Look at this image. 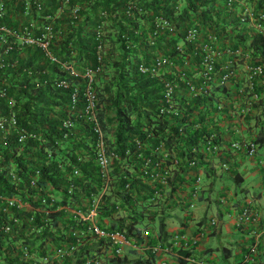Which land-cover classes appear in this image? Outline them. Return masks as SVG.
<instances>
[{
	"label": "built area",
	"instance_id": "obj_1",
	"mask_svg": "<svg viewBox=\"0 0 264 264\" xmlns=\"http://www.w3.org/2000/svg\"><path fill=\"white\" fill-rule=\"evenodd\" d=\"M93 1L0 0V67L6 63L9 51L35 44L46 51L51 61L60 63V68L68 71L73 78L60 76L55 78L56 84L68 87L72 83V103L83 95L82 116L89 121L96 134L93 153L78 155L77 160L85 162L93 156L100 175L99 185L88 192L82 204L78 205L68 194L64 201L50 183H39L40 168H32L27 174L17 158H23L22 151L26 145L34 149L33 142L43 143L44 139L39 132L18 125L17 110L12 106L13 98H9L8 110L0 111V264H213L209 254L199 255L194 251L199 237L214 231L218 223L216 216L202 221L194 235L174 232L165 241L159 238L158 225L160 218L165 223L168 215L174 214V202L180 209L186 206L183 198L170 196L174 194L171 180L181 160L188 168L198 169L192 188L196 194L202 190L201 172L204 167L219 176L231 169V154L238 151L249 154L256 152L258 141L248 133H242L239 125L246 115L257 112L262 115V126L260 122L258 131L264 133V102L262 95L256 91L257 85H264V53L254 54L255 39L259 40L258 44L264 45V0L214 2L212 15L216 16L218 12L217 17L220 18L225 13L235 17L237 23L233 32L247 34L245 44L250 46L249 49H244L241 44L225 45L215 32H201L202 28L197 22H190L184 27V36L174 45L180 57L175 59L153 50L150 62L139 63V71L158 77L162 83L159 113L174 117L183 110L180 102L187 105L191 99H197L208 112L210 129L198 139L187 142L189 146L184 147L183 156H176L173 148L165 147L161 142L152 152V157H143L141 177L147 179L153 190L151 193L142 190L141 194L146 193L151 205L148 204L149 209L144 211L142 219L134 221L129 233L126 224L130 215L135 213L126 212L130 207L116 203L110 210L112 216L107 217L102 213L103 197L115 186L117 178L113 172L114 160L120 157L114 151H107V138L98 117L97 95L93 86L96 70L100 66L81 70L77 66L82 61L72 56L75 54L73 50L68 54V59H60L50 50L55 34L61 32V18L65 17L64 23L71 30L84 17L80 11ZM170 3L167 4L172 9L169 14L158 12L149 21L144 15L147 12L145 7L137 0H126L122 11L128 17L140 18L141 26L149 29L145 39L155 46L159 35L177 31L178 26L173 18L179 15L186 0H171ZM173 5L174 8L171 7ZM117 11L120 12L116 9L110 14L103 7L98 9L97 15L101 18L98 17L100 21L93 30L98 43V61L104 55L106 34L118 30V26H107L109 23L104 17L117 16ZM4 19H10L12 24H7ZM232 26V23L227 25L228 28ZM134 32L139 34L141 30L136 28ZM184 44L191 48L190 53H183L186 49ZM195 57L197 59H192ZM175 60L182 63L174 67ZM182 82L186 90L184 94L177 91ZM3 94L4 90L0 88V95ZM255 102H261L260 107L254 106ZM0 108L3 106L0 105ZM63 126L66 129L53 142L66 147L65 141L70 139L68 132L72 126L70 118L63 120ZM45 150L44 156L57 157L54 170L59 171L60 175H66L63 171L65 165L71 166L72 175L81 173L79 163L73 162L69 155L52 154L50 147H45ZM36 158L41 163L44 161L43 158ZM24 183L35 187L36 194L29 195ZM68 183V189L72 192L76 183L74 180H68ZM123 188L130 189V182L126 181ZM225 201L221 197L220 202ZM54 212L61 215L54 219L51 216ZM37 213L41 214L40 219H36ZM234 226L240 230L253 227L252 236L255 238V242L247 245L237 264L255 263L257 243L264 235L260 211L249 201L243 202L236 212ZM135 227L140 228L138 232H135ZM155 228L158 230L156 233ZM147 232L154 236L156 234V240L150 242L152 237Z\"/></svg>",
	"mask_w": 264,
	"mask_h": 264
},
{
	"label": "trees",
	"instance_id": "obj_2",
	"mask_svg": "<svg viewBox=\"0 0 264 264\" xmlns=\"http://www.w3.org/2000/svg\"><path fill=\"white\" fill-rule=\"evenodd\" d=\"M125 1L94 0L87 3L86 7L80 11L84 17L79 19L77 25L71 30L64 23L65 17L61 18V32L55 34L50 50L60 59L70 58L68 54L73 50L75 54L72 56L77 61H82L77 66L81 70L86 67L97 69V66H100L96 70L93 86L97 95L98 117L107 138V151H114L120 157L114 160L113 172L117 178L114 181L115 186L111 187L109 193L103 197L102 213L107 217L112 216L110 210L116 206V203L122 204L125 208L130 207L131 209H127L126 212L135 213L130 215L126 224L129 233L133 229L134 221L142 219L144 211L151 205V202L149 203L146 199V193L141 194L142 190L148 193L153 190L147 179L141 177L140 168L143 165V157L145 155L152 157V152L161 145L159 144L161 142L165 147L173 148L176 156H183L184 147L189 146L187 142L198 139L210 129L207 122L210 118L208 112L202 108L197 99H191L187 105L183 101L180 102L183 110L174 117L159 113L158 107L162 102V83L158 77L139 71V63L150 62L153 50L175 59L180 57L179 50L174 45L184 36V27L190 22H197L200 29L202 28L201 32H215L223 39L225 45L241 44L244 49H249L250 46L245 44L246 33L233 32V27L237 23L235 17L225 13L220 18L217 17L218 12L216 16L212 15L215 0H186V5L182 7L179 15L173 18L178 26L177 31L169 35H159L155 46H152L145 39L149 29L141 26L140 18L128 17L123 13L122 6ZM170 1L137 0L138 4L145 7L147 12L144 15L148 21L158 12L169 14L172 9L167 7V4H171ZM100 7L105 8L110 14L116 9L120 12L117 11V16L104 17L109 23L107 26H118V30L116 33L106 34L104 55L102 60L98 61V43L95 41L93 30L98 19L101 18L97 15ZM171 7L174 8V5ZM4 20L7 24H12L10 19ZM230 23L233 26L228 28L227 25ZM136 28H139L141 33L134 32ZM254 42L256 45L255 50L253 49L254 54L264 53V45L258 44V39ZM190 52L191 48L186 46L183 53ZM5 62L0 67V88L4 90V94L0 95V105L3 106L0 111L6 112L8 99L13 98L12 106L17 110L18 125L24 126L27 130L39 132L44 139L43 143L33 142L34 149H30L29 144L26 145L22 151L23 158H17L19 164L27 174L32 168H40L39 183H50L56 187L54 192L62 195L64 201L69 195L72 201L79 203L78 205L82 204L88 192L100 183V175L94 165L93 156L85 162L77 160L78 155L87 152L92 154L96 142L95 132L89 121L82 116L81 107L85 98L81 95L75 103L70 101L72 83L68 87L59 86L55 78L73 77L68 75L67 70L60 68V63L51 61L46 51L35 44H26L21 49L9 51ZM190 62L192 63V60ZM181 63V60H175L173 66L177 67L176 65ZM187 68H189L188 64ZM177 91L183 94L186 92L183 82ZM256 91L262 95L264 102V85H257ZM260 104L261 102H255L254 106L260 107ZM261 116L257 112L253 113V117L251 116L258 126L260 122L262 126ZM66 118H70L72 122L68 132L70 139L65 141L66 147H61L55 145L53 140L66 129L63 126V120ZM196 123L199 125L196 126ZM259 130L263 131V128ZM45 147H50L52 154L69 155L73 162L79 163L81 173L74 176L71 166L65 165L63 171L66 175H60L59 171L54 170V166L58 163L57 157L44 156ZM36 156L43 158L44 161L41 163ZM185 168L188 167L181 160L174 176L182 177L181 172ZM231 171L232 168L228 173ZM68 180H74L76 183L72 192L68 189ZM126 181L131 184L130 189L123 188ZM24 185L29 195L36 194L35 187L28 186L26 183ZM173 191L175 192L174 189ZM162 194L165 193L162 192ZM177 194L181 195L177 192L175 197H178ZM170 196L174 197L173 194ZM60 215L58 212L51 214L54 219ZM40 217L41 214L37 213L36 219ZM163 222L160 218L159 230L164 228ZM135 228V232L140 229Z\"/></svg>",
	"mask_w": 264,
	"mask_h": 264
},
{
	"label": "crops",
	"instance_id": "obj_3",
	"mask_svg": "<svg viewBox=\"0 0 264 264\" xmlns=\"http://www.w3.org/2000/svg\"><path fill=\"white\" fill-rule=\"evenodd\" d=\"M252 115L251 113L246 115L244 122L242 121L239 127L242 133H248L251 138L255 140L259 138L258 147L263 146V148L262 150L259 148L258 151L264 154V133L258 131V125H256L255 120L251 117ZM250 155H252L249 157V163L251 164H245L246 157L248 156L246 152L238 151L231 154L230 163L232 171L230 173L224 171L219 176H216L214 173H211L210 169L204 167L201 172L202 190L196 194H194L192 188L193 180L198 174L197 168H185L181 172L182 177L176 178L174 176L172 187L175 192L173 195L175 197L177 192L181 193V195L177 194V196L184 197L186 206L184 209H180L174 202L173 215L175 216L169 218L170 215H168L164 228L158 229L160 240L165 241L174 232L194 235L197 233L199 224L207 216L216 215L218 223L213 233L200 236L197 247L200 253L205 252L210 255L213 264H237L247 250V245L255 242V238L252 236L253 227H247L246 230L239 229V233L235 235L231 227L233 223L223 222L222 217L234 218L240 204L249 201L260 211L261 221L264 224V169L257 162L258 157L257 160H254L255 155H258L254 153ZM245 175L250 177L248 180L252 182L246 184ZM250 187H252V190L253 188L256 189L252 195L254 199H248L247 197L248 192L251 190ZM221 197H224L226 201L221 203ZM211 209H213L214 215H207ZM158 230L155 228V233ZM147 233L152 237L149 236L151 238L150 242L156 240V234L154 236L151 232ZM216 236L219 237L218 243L216 245H208L207 241L211 237ZM257 244V261L250 264H264V235Z\"/></svg>",
	"mask_w": 264,
	"mask_h": 264
},
{
	"label": "rangeland",
	"instance_id": "obj_4",
	"mask_svg": "<svg viewBox=\"0 0 264 264\" xmlns=\"http://www.w3.org/2000/svg\"><path fill=\"white\" fill-rule=\"evenodd\" d=\"M259 148L262 150V148H263V146H261V147H257V151H256V153H254V154H257L258 156H256L255 155V157H254V160H257V157L259 158L258 160H257V162L260 164V166L264 169V154H262L260 151H258L259 150ZM246 154H248V156L246 157L247 159H246V161H245V164H248L249 162H250V156H252V155H250L249 153H246ZM249 164H251V163H249ZM257 166V165H256ZM245 183L247 184V183H250V182H252L251 180H248L250 177H248V176H246L245 175ZM251 188V190L248 192V194H247V197H248V199L250 198V199H254V198H252V195H253V193L256 191V189L255 188H253V190H252V187H250ZM256 194V193H255ZM263 200H264V197H263ZM263 202V201H262ZM207 215H214V213H213V209H211L208 213H207ZM171 216H175V215H172V214H170V216H169V218L171 217ZM216 215H214V217H215ZM209 217H211V216H207L206 217V220L209 218ZM235 218V217H234ZM234 218H228L227 216H223L222 217V219L224 220L223 222H228V223H230V222H232L233 223V225L231 224V227H232V232H233V234H238L239 233V229H237L235 226H234ZM224 228H225V226H223ZM206 235H209V234H206ZM218 240H219V237L218 236H216V237H211L208 241H207V244L208 245H216L217 243H218ZM196 254H199V255H202V254H206L205 252H203V253H200V250L198 249V247L196 248V250L194 251Z\"/></svg>",
	"mask_w": 264,
	"mask_h": 264
},
{
	"label": "clouds",
	"instance_id": "obj_5",
	"mask_svg": "<svg viewBox=\"0 0 264 264\" xmlns=\"http://www.w3.org/2000/svg\"><path fill=\"white\" fill-rule=\"evenodd\" d=\"M213 233V232H212Z\"/></svg>",
	"mask_w": 264,
	"mask_h": 264
}]
</instances>
